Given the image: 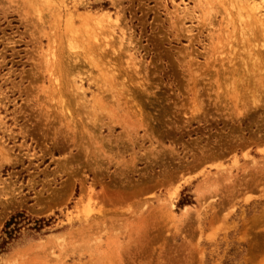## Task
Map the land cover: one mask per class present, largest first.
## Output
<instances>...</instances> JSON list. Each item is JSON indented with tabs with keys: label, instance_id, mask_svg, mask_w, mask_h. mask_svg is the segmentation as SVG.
I'll return each instance as SVG.
<instances>
[{
	"label": "rangeland",
	"instance_id": "obj_1",
	"mask_svg": "<svg viewBox=\"0 0 264 264\" xmlns=\"http://www.w3.org/2000/svg\"><path fill=\"white\" fill-rule=\"evenodd\" d=\"M18 214L0 264H264V0H0Z\"/></svg>",
	"mask_w": 264,
	"mask_h": 264
},
{
	"label": "trees",
	"instance_id": "obj_2",
	"mask_svg": "<svg viewBox=\"0 0 264 264\" xmlns=\"http://www.w3.org/2000/svg\"><path fill=\"white\" fill-rule=\"evenodd\" d=\"M27 220V218L18 214L11 218V220L6 224L5 229L3 231V237H0V254L4 253L8 244L11 241H14L18 238V234L20 233L21 225ZM30 224H32L31 220H28ZM45 222L44 220L36 222L37 225Z\"/></svg>",
	"mask_w": 264,
	"mask_h": 264
},
{
	"label": "bare ground",
	"instance_id": "obj_3",
	"mask_svg": "<svg viewBox=\"0 0 264 264\" xmlns=\"http://www.w3.org/2000/svg\"><path fill=\"white\" fill-rule=\"evenodd\" d=\"M106 31H107V30H106ZM109 31H110V30H109ZM109 31H107V33H108ZM110 34H111V33H110ZM104 35H105V32H104ZM110 37H111V36H110ZM100 38H101V36H100ZM83 40H84V39H83ZM87 41H88V40H87ZM83 43H84V41H83ZM102 44H103V43H102ZM105 44H106V43H105ZM97 45H98V44H97ZM96 48H98V47H96ZM102 48H103V46H102ZM102 48L100 47V50H102ZM104 49H105V48H104ZM89 51H90V50H89ZM103 51H104V50H102V51H99V50H98V52H100V53L103 52ZM87 52H88V51H87ZM87 52H86V54L89 53V52H88V53H87ZM90 52H91V51H90ZM103 53H104V52H103ZM91 56H92V55H91ZM91 56H90V57H91ZM95 56H96V54H95ZM95 56H94V57H95ZM106 57H107V55H106ZM91 58H92V57H91ZM94 60H95V59L93 58V62H94ZM106 69H107V68H106ZM104 70H105V69H104ZM109 70H110V67H109ZM102 71H103V70H102ZM116 72H117V71H116ZM112 76H113V75H112Z\"/></svg>",
	"mask_w": 264,
	"mask_h": 264
}]
</instances>
